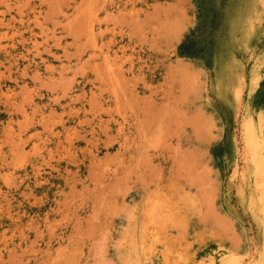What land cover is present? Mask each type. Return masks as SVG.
Returning <instances> with one entry per match:
<instances>
[{
    "label": "rangeland",
    "instance_id": "rangeland-1",
    "mask_svg": "<svg viewBox=\"0 0 264 264\" xmlns=\"http://www.w3.org/2000/svg\"><path fill=\"white\" fill-rule=\"evenodd\" d=\"M262 1L0 0V264H263Z\"/></svg>",
    "mask_w": 264,
    "mask_h": 264
},
{
    "label": "bare ground",
    "instance_id": "bare-ground-1",
    "mask_svg": "<svg viewBox=\"0 0 264 264\" xmlns=\"http://www.w3.org/2000/svg\"><path fill=\"white\" fill-rule=\"evenodd\" d=\"M262 2H264V1H262ZM257 3H260V2H257ZM263 15V14H262ZM233 17V16H232ZM263 21V20H262ZM246 23V22H245ZM237 24H239V21H238V23ZM242 24V23H241ZM233 26V25H232ZM240 26V25H239ZM238 26V27H239ZM246 27V26H245ZM247 28V27H246ZM248 28H249V26H248ZM232 29H234L233 27H232ZM252 29V28H251ZM241 30V29H240ZM245 30V29H244ZM242 31V30H241ZM240 31V32H241ZM243 33V32H242ZM247 33V32H246ZM248 34V33H247ZM253 34V33H252ZM244 35V34H243ZM242 36V35H241ZM245 36V35H244ZM246 37V36H245ZM243 38V37H242ZM245 39V38H244ZM247 42V41H246ZM240 75H242V74H240ZM239 77V76H238ZM237 83V82H236ZM235 91V90H234ZM235 96V95H234ZM263 133V132H262ZM257 136H259V135H257ZM263 164V163H262ZM261 165V164H260ZM251 178V177H250ZM256 186V185H255ZM254 186V187H255ZM257 189V188H256ZM260 189V188H259ZM258 192H259V190H258ZM259 194H260V192H259ZM264 248V247H263ZM251 257V256H250ZM263 264H264V260H263Z\"/></svg>",
    "mask_w": 264,
    "mask_h": 264
}]
</instances>
